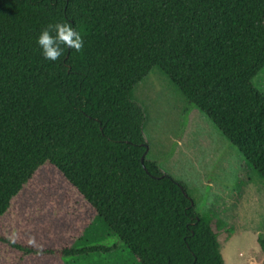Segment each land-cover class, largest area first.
I'll use <instances>...</instances> for the list:
<instances>
[{
	"label": "trees",
	"instance_id": "trees-1",
	"mask_svg": "<svg viewBox=\"0 0 264 264\" xmlns=\"http://www.w3.org/2000/svg\"><path fill=\"white\" fill-rule=\"evenodd\" d=\"M65 22L84 47L46 60L37 38ZM153 67L264 179V0H0V216L49 163L141 264H224L219 235L234 227L146 158L132 92Z\"/></svg>",
	"mask_w": 264,
	"mask_h": 264
},
{
	"label": "rangeland",
	"instance_id": "rangeland-1",
	"mask_svg": "<svg viewBox=\"0 0 264 264\" xmlns=\"http://www.w3.org/2000/svg\"><path fill=\"white\" fill-rule=\"evenodd\" d=\"M252 82L264 95V68ZM132 98L144 110L146 158L183 184L198 213L234 227L219 235L224 264H264L257 242L264 234V179L158 67L135 85ZM0 236L8 241H0V264H141L49 163L0 216ZM29 236L43 250L77 252L38 255L12 245L34 248L26 243Z\"/></svg>",
	"mask_w": 264,
	"mask_h": 264
},
{
	"label": "clouds",
	"instance_id": "clouds-1",
	"mask_svg": "<svg viewBox=\"0 0 264 264\" xmlns=\"http://www.w3.org/2000/svg\"><path fill=\"white\" fill-rule=\"evenodd\" d=\"M37 44L42 49V55L46 60L58 61L65 52V48L81 52L84 41L79 31L69 23L49 24L37 38ZM15 242V234L11 238ZM26 243L37 249V254H42L43 245L38 243L34 236H29Z\"/></svg>",
	"mask_w": 264,
	"mask_h": 264
},
{
	"label": "water",
	"instance_id": "water-1",
	"mask_svg": "<svg viewBox=\"0 0 264 264\" xmlns=\"http://www.w3.org/2000/svg\"><path fill=\"white\" fill-rule=\"evenodd\" d=\"M143 160H144V156L141 157V162H142V163H143ZM145 169H146V167H145Z\"/></svg>",
	"mask_w": 264,
	"mask_h": 264
}]
</instances>
